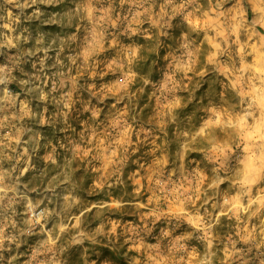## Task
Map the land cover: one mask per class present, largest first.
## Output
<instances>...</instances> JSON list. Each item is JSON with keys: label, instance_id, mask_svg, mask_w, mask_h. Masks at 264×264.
Here are the masks:
<instances>
[{"label": "clouds", "instance_id": "clouds-1", "mask_svg": "<svg viewBox=\"0 0 264 264\" xmlns=\"http://www.w3.org/2000/svg\"><path fill=\"white\" fill-rule=\"evenodd\" d=\"M6 2L32 9L28 20L40 31L35 37L23 31L4 36L0 49H19L32 38L40 45L49 31L62 33L61 51L68 46L73 55L65 79L69 83L75 79V87L67 91L53 83V91L63 96L66 122L69 116L78 122L82 113L86 119L83 131L64 145L62 155L55 151L49 155L50 171L37 188L41 169L33 165L32 145L26 138L32 127L28 121L36 114L27 100L20 102L7 87L2 89L0 253L7 251L15 260L11 246L19 248L22 238L35 237L39 243L26 264H63L69 248L105 236L126 240L135 253L127 258L129 264H264V32L259 31L264 29V0L234 4L207 0L206 5L201 0H163L159 6L157 0H119L120 8L128 5V15L117 12L116 0H108L107 7L105 0ZM145 23L150 29L142 31ZM177 25H187L186 35L183 46L166 57L169 66L160 72L163 85L139 71L143 57L136 46L111 61L108 68L116 83L97 92L100 85L93 72L101 59L107 60L103 54L109 39L117 41L113 50L121 46L120 36L129 40L155 36L162 44ZM201 34L212 44V63L196 54ZM72 69L90 79L73 78ZM11 72L0 67V84L14 79ZM209 77H215L220 90L196 97L191 85L198 79L207 83ZM73 92L83 94L78 108ZM148 93L149 103L159 98L150 125L138 116L140 97ZM47 96L41 93V99ZM109 100L114 101L111 107ZM145 149L148 154L143 156ZM195 152L201 158L198 164L191 159ZM134 161V199H109L108 190L125 183ZM85 173L99 178L91 191L104 199L86 202L79 183ZM225 183L235 191L218 216L228 217L227 222H235L237 228L229 229L231 234L222 239L217 236L218 217L207 208L222 196L220 186ZM46 193H55L51 206L40 209L44 201L34 194ZM132 208L141 217L140 225H122L113 218ZM89 214L97 221L91 227ZM149 236L155 242H149Z\"/></svg>", "mask_w": 264, "mask_h": 264}, {"label": "rangeland", "instance_id": "rangeland-1", "mask_svg": "<svg viewBox=\"0 0 264 264\" xmlns=\"http://www.w3.org/2000/svg\"><path fill=\"white\" fill-rule=\"evenodd\" d=\"M20 4H23L24 0H18ZM231 3H235V0H230ZM163 0H157V6L162 4ZM201 3L207 4V0H201ZM108 0H105L104 6L107 7ZM227 7V5H226ZM117 12L122 15H128V5H124L123 8L119 7V0H116ZM32 9L18 8L13 4H8L6 0H0V43L3 42L4 36L9 34L18 35L20 32H24L25 35L35 37L36 33L40 31L34 24H32L28 17ZM115 15V14H114ZM249 18H251V12H249ZM19 20V23H17ZM9 28L13 29L12 33H9ZM187 25H177L175 30H170L169 34L162 38L161 41L157 40L155 36L153 39L147 40L143 36L133 37L131 40L124 36H120L119 42H122L121 46L115 50L111 45L117 43L112 39L107 41V52L103 56L107 57V60L101 59V63L97 66L93 72L96 81L99 82L97 92L101 90L104 85L112 86L116 83L114 73L109 70L108 65L111 61L123 55L125 51H131L133 47L139 46L141 48V56L143 59L138 64L139 71L145 78H152L154 82L159 80L163 85L165 81L160 79L161 69H166L167 64L166 57L173 55L174 49L181 48L182 41L186 35L185 29ZM150 29V25L145 23L142 31ZM260 32H264V29H259ZM196 39L195 37H193ZM63 39V34L55 31H49L44 39V42L37 45L34 38L30 39L27 44H21L19 49L17 48H3L0 49V67L7 66L12 69L11 76L14 78L11 82L0 84V95H2V89L7 87L9 91L19 97L20 102L27 100L29 107L36 114L35 119L28 121L32 127L28 130L27 139L32 145L29 151L34 153L32 157L33 165L39 166L40 178L36 183V187L39 188L42 183H45L44 177L50 171L48 157L54 151L60 155L63 154L64 145L74 136L83 131L86 117L81 114L83 118L78 122H74L73 118L69 116L67 122L65 121L63 96L53 91V83L62 85L67 91H73L75 87V79L69 83L65 79V73L69 70L66 66L69 61L73 59V55L69 54V48L66 46L61 51L60 45ZM199 39V48L197 56L207 63L214 62V53L211 42L204 41L203 35ZM124 45H127L125 48ZM39 49V50H38ZM87 55V53H84ZM62 61L63 63H60ZM157 64L160 68H157ZM223 70V69H221ZM73 78H79L83 80L90 79L87 73L78 71L76 69L71 70ZM3 74H0L2 76ZM223 79V77L221 78ZM21 81H27L26 84H22ZM159 87V84H157ZM193 94L196 97H207L210 94L217 93L220 90V83L215 77H209L208 82L204 83L203 80H195L191 85ZM48 93L47 99H41V93ZM83 98L82 93L73 92L72 99L75 102L74 108L80 106L79 102ZM151 99V93L148 95H142L139 105L138 116L146 124L150 125L153 121V117L156 111V105L159 102V98L155 103H149ZM94 104H98V101L93 98ZM206 103L207 101L204 100ZM113 100L108 101V106L111 107ZM199 103V101H197ZM192 116L196 115L197 109H191ZM192 118L191 116L189 117ZM175 134V133H174ZM148 154V149H145L142 153L143 156ZM191 159L196 164L200 163L199 152L192 154ZM143 163V161H141ZM195 167V164L193 165ZM79 171V169H77ZM136 171L135 161L127 169L124 176L125 183H119L117 187L108 190L109 199L124 198L127 200H133V181L132 173ZM235 171V169H231ZM51 179H55L53 175ZM33 181L37 180V177L32 178ZM79 183L82 186V190L86 193L87 200L99 202L104 199L100 193L92 192L91 189L97 183L99 178H92L91 174L85 173L80 175ZM223 189L222 196L218 195L217 202H213L207 208L213 216H217L220 224V229L217 232L218 238L226 239L231 233L229 229L237 228L235 222L229 224L228 217L218 216L219 212L226 211L224 204L225 200L230 198V193L234 192L232 185L229 183L222 184ZM131 191V194H129ZM55 193H46L42 197L34 194V198H42L43 203L40 209L50 205V197ZM102 195L98 200H94L93 197ZM130 197V198H127ZM231 199H235L231 196ZM37 209V211H40ZM118 219L122 225H128L130 227L140 225L141 217L137 213L135 208L126 210L124 212L116 213L113 217ZM62 219V218H60ZM57 223L60 220L56 221ZM93 222H97L94 216L88 218V226L91 227ZM255 223V222H254ZM52 226V221L49 222V227ZM151 227V225H150ZM123 234V229L120 230ZM106 242V243H103ZM149 242H155L152 236L148 237ZM38 241L35 237L22 238V243L19 248L14 244L11 246L12 252L18 257L13 260L9 257L7 251L0 253V264H26V261L30 258L32 251L38 246ZM97 247H106L110 249V253L105 258L99 257L98 259H91L92 251L88 246H79L75 249L69 248L64 253L63 264H129L128 257L135 255L131 249L127 246V242L124 239L116 240L112 237L101 236L97 238V242L91 244ZM8 245L6 244V248ZM91 252H90V249Z\"/></svg>", "mask_w": 264, "mask_h": 264}, {"label": "trees", "instance_id": "trees-1", "mask_svg": "<svg viewBox=\"0 0 264 264\" xmlns=\"http://www.w3.org/2000/svg\"><path fill=\"white\" fill-rule=\"evenodd\" d=\"M129 194H131V191H129ZM102 195H97L95 197H93L94 200H98L99 198H101ZM127 198H130V197H127ZM90 216H92L91 214H89ZM97 222H93L91 224V226L95 225ZM103 243H106L103 241ZM85 246H88L90 247L91 249H94V251H92V256H91V259H98L99 257L101 258H105L107 256V254H109L111 251L109 248H106V247H97V246H94V245H91V244H85ZM89 248V249H90ZM80 250H83L82 247L79 248ZM91 249H90V252H91Z\"/></svg>", "mask_w": 264, "mask_h": 264}]
</instances>
